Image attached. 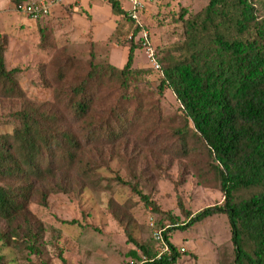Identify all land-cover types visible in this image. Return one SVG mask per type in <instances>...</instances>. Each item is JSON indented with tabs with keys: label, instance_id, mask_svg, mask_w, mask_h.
<instances>
[{
	"label": "trees",
	"instance_id": "16d2710c",
	"mask_svg": "<svg viewBox=\"0 0 264 264\" xmlns=\"http://www.w3.org/2000/svg\"><path fill=\"white\" fill-rule=\"evenodd\" d=\"M107 2L116 16L134 24L118 0ZM51 22L38 26L42 45ZM183 28L181 41L154 48L159 63L158 70L151 67L159 77L154 89L145 86L148 69L132 64L134 44L141 48L135 40L139 27H132L121 67L96 61L97 44L89 39L56 47L38 66L48 99L27 94L19 67L7 66L10 35L0 34V129L10 127L0 131V264L7 262L4 248L40 255L45 225L30 211L31 203L46 206L51 194L103 187L104 145L128 176L112 181L172 225L161 232L168 250L157 256L132 234L134 203L108 201L136 247L128 253L136 262L175 263L178 253L167 232L224 213L231 237L219 247L218 264H264V0H208L202 13L183 20ZM165 89L179 103L176 124L160 108ZM135 138L139 148L164 149L183 162L200 184L220 190L223 202L186 212L188 220L176 226V217L159 210L143 192L147 175L137 160L126 148L120 151L122 143ZM142 153L144 159L149 152ZM155 168L149 167L153 173Z\"/></svg>",
	"mask_w": 264,
	"mask_h": 264
},
{
	"label": "rangeland",
	"instance_id": "374dc122",
	"mask_svg": "<svg viewBox=\"0 0 264 264\" xmlns=\"http://www.w3.org/2000/svg\"><path fill=\"white\" fill-rule=\"evenodd\" d=\"M88 1L80 0V6L71 18L64 15L57 22H51V32L45 45L40 43L38 30L30 32L31 26L24 29L21 37L20 30L15 27L6 30L10 32L8 35H14L9 36L7 66L19 67V80L28 95L39 99L50 98V91L40 82L38 66L48 62L56 47L81 44L91 36L97 44L96 61H108L118 67L126 62L129 46L126 37L132 31V25L127 18L121 17L114 36L108 40L117 16L107 0ZM120 2L121 7L128 6L127 0ZM207 4L208 0H154L145 7L140 21L150 34L153 47L159 48L181 41L184 37L183 20L195 18ZM8 20V15H0V34L4 33L2 27ZM134 45L133 67L148 69L145 86L154 89L159 82L158 74L151 69L139 44ZM160 108L168 120H173L170 123L180 121L177 117L181 114L179 103L171 90L165 89L160 97ZM7 130L10 127L0 129L1 132ZM133 141L126 145L122 143L120 151L126 148V154L137 160L139 169L147 175V180L141 182L143 192L150 196L159 210L176 217V226L188 220L184 216L186 212L195 214L223 202L220 190L200 184L187 165L165 153L164 149L139 148L138 139ZM104 146L107 164L101 161L99 168L103 187L99 190L86 189L77 194H51L46 206L31 203L30 211L45 225L39 244L41 253L4 248L2 253L6 255V264H139L128 254L136 247L127 241L123 226L109 211L110 199L118 204L127 200L134 203L130 207L134 222L132 234L139 242H147L159 255L161 247L154 233L172 225L162 214L145 205L128 187L112 181L116 175L122 179H128V176L113 150H109L110 146ZM142 152H149L144 159L141 158ZM151 165L156 166L154 173L149 169ZM162 224L164 227L161 228ZM167 234L168 241L178 253L173 264H218L219 247L227 244L231 237L224 213L214 214L186 229L173 227Z\"/></svg>",
	"mask_w": 264,
	"mask_h": 264
},
{
	"label": "built area",
	"instance_id": "2783aa9c",
	"mask_svg": "<svg viewBox=\"0 0 264 264\" xmlns=\"http://www.w3.org/2000/svg\"><path fill=\"white\" fill-rule=\"evenodd\" d=\"M60 0H49V3L45 2H32L22 6L21 10L25 16L31 20H38L42 16L49 14V7L52 4H56ZM154 0H127V7H121L125 14L130 20L134 22L133 28L139 27L135 40L140 43L141 49L147 57L150 66L155 70L159 69V63L157 61L155 50L152 44V40L148 31L143 27L140 21V15L147 5H150ZM133 32L131 31L126 37L127 40L131 39ZM154 238L160 243L161 252H166L168 250L166 243L162 237L161 231H155ZM158 255V256H159Z\"/></svg>",
	"mask_w": 264,
	"mask_h": 264
},
{
	"label": "crops",
	"instance_id": "0c3cea01",
	"mask_svg": "<svg viewBox=\"0 0 264 264\" xmlns=\"http://www.w3.org/2000/svg\"><path fill=\"white\" fill-rule=\"evenodd\" d=\"M19 3L17 4L16 2ZM93 0H89L88 2L91 3ZM32 2H45L49 3V0H0V15H8L9 19L6 21V24L3 25L2 31L4 33H8L10 28L15 27L20 30L19 35L21 37L22 32L25 28L30 27V32H35L34 30H38V26L44 25L48 20H52L53 22H57L58 19L64 17V15L68 17H72L74 13H76V8L80 6V0H60V2L56 4H52L49 7V14L42 16L40 19L34 20L29 19L27 16H25L21 10L22 6L28 3ZM120 3V6L122 5L120 0H118ZM145 9L141 13V17L145 14ZM14 18V20H12ZM120 18L117 16L115 21V26L113 30L111 31L110 35L107 37L109 40L110 37H112L113 32L116 30V27L118 26L117 23L119 22ZM25 22H27L29 25H27ZM34 22V23H33ZM36 24L35 26L33 24ZM32 24V25H31ZM34 26V28H32ZM10 33V32H9ZM12 35V34H10ZM14 36V35H12ZM88 40V39H87ZM89 40H92V37H89ZM95 42V41H94ZM118 46L117 44H115Z\"/></svg>",
	"mask_w": 264,
	"mask_h": 264
}]
</instances>
